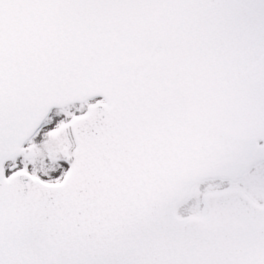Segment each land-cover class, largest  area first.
Instances as JSON below:
<instances>
[{"label": "snow or ice", "instance_id": "snow-or-ice-1", "mask_svg": "<svg viewBox=\"0 0 264 264\" xmlns=\"http://www.w3.org/2000/svg\"><path fill=\"white\" fill-rule=\"evenodd\" d=\"M0 264H264V0H0Z\"/></svg>", "mask_w": 264, "mask_h": 264}]
</instances>
